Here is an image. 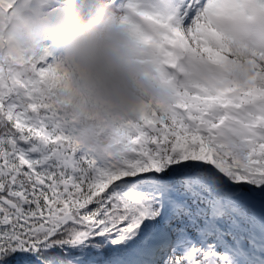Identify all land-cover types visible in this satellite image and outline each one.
<instances>
[{"label":"snow or ice","instance_id":"6c2138e0","mask_svg":"<svg viewBox=\"0 0 264 264\" xmlns=\"http://www.w3.org/2000/svg\"><path fill=\"white\" fill-rule=\"evenodd\" d=\"M44 3L0 0V264H264V0H110L162 91L94 141Z\"/></svg>","mask_w":264,"mask_h":264},{"label":"clouds","instance_id":"9594fccd","mask_svg":"<svg viewBox=\"0 0 264 264\" xmlns=\"http://www.w3.org/2000/svg\"><path fill=\"white\" fill-rule=\"evenodd\" d=\"M40 37L71 73L81 112L80 133L95 140L107 121L160 96L162 85L120 25L110 0H95L88 13L83 0H45L42 15L23 22L20 40ZM104 146H114L104 137Z\"/></svg>","mask_w":264,"mask_h":264}]
</instances>
